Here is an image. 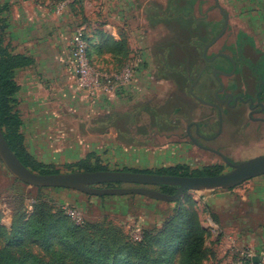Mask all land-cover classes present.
<instances>
[{
	"label": "rangeland",
	"instance_id": "374dc122",
	"mask_svg": "<svg viewBox=\"0 0 264 264\" xmlns=\"http://www.w3.org/2000/svg\"><path fill=\"white\" fill-rule=\"evenodd\" d=\"M25 1L0 0V39L3 45L15 48L20 54L24 49L18 47L19 41L16 35L17 40L13 37V20L20 12L19 10L24 11L20 6H24ZM141 4H146L144 13L146 17L134 15L135 20L132 25L141 30L134 33V38L130 37V44L135 55L130 63L123 65V68L130 66L134 77L140 72L141 80L148 77L149 80L143 82L148 83L147 86L150 85V88L146 89L147 92H141L142 94L127 107L113 108L102 115L95 111L98 95L94 96L81 88L77 80L73 90L78 95L75 98L74 95L68 98L69 108H64L60 100L57 102L56 109L60 117L56 126L33 129L27 125L30 118L33 115L40 116L39 114L42 113L46 115V112L37 114L35 108L29 106L27 96L29 94L25 95L24 90L21 93L26 77L23 71L28 68L18 70L16 82L19 91L16 95L15 109L23 120L21 131L24 134L26 148L37 161L60 173L76 172L77 163L89 155L93 157L92 163L95 164L98 161L97 164L110 171L155 172L184 164L194 170L217 166L222 173L229 172V166L220 155L203 150L192 141V138L196 136L195 126L190 128L191 136L187 133L190 123L201 125L199 131L203 136L211 137L220 131L217 113L203 103L216 101L214 95L220 89V83L211 70L202 71L199 78L201 66L204 64L203 56H197L195 67L189 64L183 66L186 72L183 74L171 66L178 62L177 57H181L178 52H172L167 62L166 48L187 42L180 36L183 28L174 20L173 13L182 10L181 7L189 8L192 13L190 19L195 20L193 26L202 23L208 31L212 32L208 45L224 32L207 50L208 58L221 53L234 58L246 56L257 61L258 66H263L264 0H195L194 2L193 0H141ZM224 12L227 16H224ZM147 13L151 16L149 17ZM144 18L145 21H143ZM203 55L205 56V50ZM68 58L69 51L67 64ZM222 61L219 57L214 64L218 67ZM68 68L72 71L69 65ZM113 68L111 72L113 74L123 69L116 65ZM197 79L192 94L190 88ZM219 79L226 88L228 80L224 77ZM231 89L229 87L226 91ZM196 97L200 98L201 102ZM38 105L43 107L42 103ZM117 114L125 115L121 125L126 127L127 131L122 136L119 135L116 127L103 128V126L106 127L103 123L107 121L109 123L111 119L114 121L113 117ZM235 119H238L237 123L223 121L221 134L217 139L202 143L223 153L233 163L264 155V129L259 127L257 130L258 125L248 119L247 112L244 114L240 111V115L236 114ZM31 130L33 134H30ZM39 133H42L41 143L44 145L39 144L40 146L35 145L31 148L29 136L32 135L31 140H33L38 138ZM122 140L128 144H123ZM152 188L160 191L158 186ZM218 191L221 190L190 191L176 202H163L139 195L90 196L74 190L35 188L16 179L0 159V211L2 223L9 229L13 222L19 221L25 211V213H31L35 204L46 203L49 210L63 211L66 215L69 210L65 208L77 210L83 218L80 224L88 221L99 223L103 229L115 227L123 232V236H129L133 241L139 242L145 232L153 237H163L169 224H177L180 218L185 217L183 214L187 208L194 206L206 230V247L209 250L206 264H235L238 261V252L231 255L228 252L224 255L226 239L220 225L221 217L213 212L207 200L208 195ZM7 238V235L0 236V248L6 247ZM148 240L147 251L157 252L160 249L157 242H151L150 235ZM165 245L168 244L162 243V247ZM25 250L37 254L46 262L52 259L41 243H32L26 246ZM12 251L14 252L13 249ZM16 251L19 249H15ZM145 251V249L139 251L138 256L132 258V264L141 263L142 259L156 257V255L140 256ZM178 261L177 254L174 264H178ZM148 264L151 262L149 261Z\"/></svg>",
	"mask_w": 264,
	"mask_h": 264
},
{
	"label": "trees",
	"instance_id": "16d2710c",
	"mask_svg": "<svg viewBox=\"0 0 264 264\" xmlns=\"http://www.w3.org/2000/svg\"><path fill=\"white\" fill-rule=\"evenodd\" d=\"M61 1L65 2L66 0ZM70 3H81V0H72ZM181 8L182 10L173 13V18L182 26L180 36L185 38L187 42L166 48L168 50L166 60L169 62L170 54L175 51L178 52L181 57H177L178 62L171 66L179 73H185L183 66L189 64L191 67H195L197 56L204 57L203 52L209 43L212 32L208 31L202 23L194 27L195 20L190 19L192 15L190 9ZM126 37L120 35L113 40L115 52L120 57L122 56V59L116 64L121 69L131 62L129 56L132 51L128 46ZM86 40L89 44L88 56L91 64L98 68L92 57L94 48L92 39L87 34ZM34 64L33 58L16 52L15 48L12 49L9 45H3V41L0 39V124L11 150L23 165L35 173L59 174L60 172L48 168L29 153L25 146L24 134L21 131L23 120L15 109L16 95L19 91L16 82L17 71L30 68ZM113 118V125L117 128L119 135H125L127 129L121 125L125 115L117 114ZM122 142L128 144L123 140ZM92 160V155H89L77 163L78 170L76 172L108 170L106 167L97 164L98 161L95 164L92 163ZM126 171L183 177L222 174L221 169L217 166H207L194 170L184 164L155 172L147 170ZM114 187H122V184L112 183L102 186V188ZM158 187L160 192L166 195H173L177 191L175 186ZM25 212L18 222L12 223L11 229H9L2 223L0 211V236H8L6 247L0 248V264H132V258L138 256L139 251H144V249L146 251L140 256L156 255V257L142 259L141 263L135 264H148L149 261L151 264H174V258L177 254L179 255L178 264H206L209 256V250L206 247V230L194 206L187 208L183 214L185 217L180 218L177 224H169V228L164 231L165 237H153L145 232L139 242L133 241L129 236H123V232L115 227L103 229L99 223L88 221L78 225L65 212L49 210L46 203H37L33 206L31 213ZM149 235L151 242L156 241L160 247L157 252L149 253L147 251L146 242L149 241ZM32 243H41L52 256V259L46 262L37 254L25 250L26 246ZM162 243L168 245L162 247ZM15 249H19V251L15 252Z\"/></svg>",
	"mask_w": 264,
	"mask_h": 264
},
{
	"label": "crops",
	"instance_id": "0c3cea01",
	"mask_svg": "<svg viewBox=\"0 0 264 264\" xmlns=\"http://www.w3.org/2000/svg\"><path fill=\"white\" fill-rule=\"evenodd\" d=\"M63 3L61 0H26L24 6H20L24 11L19 10L13 20V37L16 40L18 38V47L24 49L22 54L35 60L33 66L23 71L26 77L21 93L24 90L25 95L29 94L28 104L35 108L37 114L46 112V115L42 113L30 118L31 125H27L33 129L56 126L60 117L56 109L57 102L60 100L64 108H69L68 98L78 95L73 90V86L77 85V78L69 71L66 60L78 28H84L85 34L92 39V57L98 69L111 73L113 66L122 59L115 52L114 38L127 36L128 46L132 51L129 57L132 59L135 54L130 37L134 38V33L141 30L132 25L134 15L146 17V4L142 5L141 0H81V3ZM147 15L151 16L149 13ZM140 78L141 74L138 72L128 87L119 91L109 89L98 95L95 101L96 113L105 115L113 108L127 107L140 94L146 93L150 85L143 82L149 79ZM59 96L61 97L57 98ZM38 103H42L43 107ZM107 122L103 123L106 125L103 128H114V121ZM31 133L33 134V130ZM41 136L42 133H39L38 138L33 140L32 135L29 136L31 148L44 145L41 143ZM207 200L213 212L221 217L220 225L226 239L224 255L228 252L229 255L235 252L239 254L241 250L250 249L259 257H264V176L232 189L212 193Z\"/></svg>",
	"mask_w": 264,
	"mask_h": 264
},
{
	"label": "water",
	"instance_id": "95a60500",
	"mask_svg": "<svg viewBox=\"0 0 264 264\" xmlns=\"http://www.w3.org/2000/svg\"><path fill=\"white\" fill-rule=\"evenodd\" d=\"M224 16L227 13L224 12ZM227 26V23H226ZM226 29V27H225ZM224 29V31H225ZM214 39L205 49L207 50L223 35ZM219 55H215L212 61ZM224 56H226L224 54ZM214 75L218 76L219 71L214 70ZM225 74V73H224ZM202 71L199 74V78ZM198 78V79H199ZM195 80L190 88V93L193 94V88L197 83ZM222 117L220 118V131L222 128ZM197 133L199 134V125ZM194 143L196 141L194 140ZM211 150V149H210ZM220 155L225 163L232 167V170L227 173H222L216 176H199V177H183L172 175H159L149 173H135L129 171H96V172H69L59 174H39L35 173L17 158L11 150L0 124V159L4 163L7 170L22 183L35 188H57L74 190L90 196H131L139 195L153 200L163 202H176L186 192L190 191H214L228 190L235 188L251 179L264 176V155L254 157L252 159L233 163L224 154L211 150ZM122 184L132 185L130 187H114L102 188L100 186L106 184ZM175 186L177 191L173 195H166L152 187L157 186Z\"/></svg>",
	"mask_w": 264,
	"mask_h": 264
},
{
	"label": "flooded vegetation",
	"instance_id": "af4514ba",
	"mask_svg": "<svg viewBox=\"0 0 264 264\" xmlns=\"http://www.w3.org/2000/svg\"><path fill=\"white\" fill-rule=\"evenodd\" d=\"M216 55H219L217 58L220 57L223 60L218 67L214 64L217 58L212 61L215 55L212 58L204 57V64L201 66L200 71L211 70L212 73L214 70L219 71L216 77L220 83V89L214 95L216 101L202 102L210 106L217 113L219 127L221 117L222 121L228 122L229 120L237 123L238 119H235V115H240V111H242L244 114L247 112L248 119L258 125L257 130L259 127L264 129V65L258 66L257 61H253L252 58L246 56L234 58L228 55L224 56L222 53ZM219 77H224L228 80L226 88ZM229 87L232 88L231 91H226ZM196 99L200 101V98L196 97ZM193 126L196 127V136L193 137L194 139L192 138L193 142L194 140L196 141L195 145L203 150L218 151L209 148L202 142L209 143L217 139L221 133L218 131L214 136H203L200 131L199 134L197 133L196 123H190L187 127L189 136H191L190 128ZM200 128L201 125H199V130ZM229 168L231 171L232 167L229 166Z\"/></svg>",
	"mask_w": 264,
	"mask_h": 264
},
{
	"label": "built area",
	"instance_id": "2783aa9c",
	"mask_svg": "<svg viewBox=\"0 0 264 264\" xmlns=\"http://www.w3.org/2000/svg\"><path fill=\"white\" fill-rule=\"evenodd\" d=\"M71 1L66 0L63 5H67ZM88 49L89 44L86 40L85 29L78 28L70 46L68 65L81 88L96 96L102 92H108L109 89L119 91L132 83L134 74L130 66H126L115 74L101 71L91 64ZM65 209L69 210L68 216L77 224L82 222L81 219L83 218L80 212L69 208ZM235 264H264V257H259L253 250L244 249L239 252L238 261Z\"/></svg>",
	"mask_w": 264,
	"mask_h": 264
}]
</instances>
